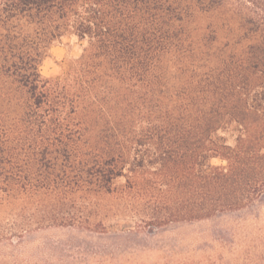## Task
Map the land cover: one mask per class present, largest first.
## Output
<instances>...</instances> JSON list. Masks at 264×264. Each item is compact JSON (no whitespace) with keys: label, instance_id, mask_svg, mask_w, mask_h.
Segmentation results:
<instances>
[{"label":"trees","instance_id":"16d2710c","mask_svg":"<svg viewBox=\"0 0 264 264\" xmlns=\"http://www.w3.org/2000/svg\"><path fill=\"white\" fill-rule=\"evenodd\" d=\"M75 44L65 76L41 73ZM88 107L104 112L93 140ZM20 156L25 194L137 196L169 210L158 224L264 199V0H0L5 181Z\"/></svg>","mask_w":264,"mask_h":264},{"label":"rangeland","instance_id":"374dc122","mask_svg":"<svg viewBox=\"0 0 264 264\" xmlns=\"http://www.w3.org/2000/svg\"><path fill=\"white\" fill-rule=\"evenodd\" d=\"M81 49L52 46L41 73L62 78ZM87 113L93 140L104 112L88 107ZM142 143L144 162L160 168L155 143ZM23 170L20 156L10 165L12 176L6 181L0 176V264H264V199L206 218L158 224L152 217L166 218L169 210L152 209L137 196L79 190L25 194ZM127 175L115 185L124 186ZM168 182L162 181L163 188ZM175 199L172 195L166 207Z\"/></svg>","mask_w":264,"mask_h":264}]
</instances>
